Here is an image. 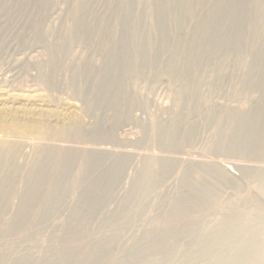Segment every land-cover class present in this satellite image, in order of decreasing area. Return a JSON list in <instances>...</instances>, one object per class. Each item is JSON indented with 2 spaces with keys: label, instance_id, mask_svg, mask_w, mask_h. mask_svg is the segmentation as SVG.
<instances>
[{
  "label": "rangeland",
  "instance_id": "obj_1",
  "mask_svg": "<svg viewBox=\"0 0 264 264\" xmlns=\"http://www.w3.org/2000/svg\"><path fill=\"white\" fill-rule=\"evenodd\" d=\"M5 152L0 264H264V0H0Z\"/></svg>",
  "mask_w": 264,
  "mask_h": 264
},
{
  "label": "bare ground",
  "instance_id": "obj_2",
  "mask_svg": "<svg viewBox=\"0 0 264 264\" xmlns=\"http://www.w3.org/2000/svg\"><path fill=\"white\" fill-rule=\"evenodd\" d=\"M1 145L4 146V148H6V149H11V147H12L11 145H8V144H6V145H5V144H1ZM2 154H3V155H8V152H7V153H6V152H5V153H0V155H2ZM227 168H228V167H227ZM236 168H237V167H236ZM230 169H231V168H230ZM232 170H233V169H232Z\"/></svg>",
  "mask_w": 264,
  "mask_h": 264
}]
</instances>
